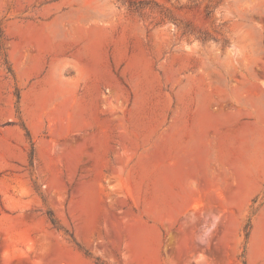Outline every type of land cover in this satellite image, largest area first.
<instances>
[{"label":"rangeland","instance_id":"374dc122","mask_svg":"<svg viewBox=\"0 0 264 264\" xmlns=\"http://www.w3.org/2000/svg\"><path fill=\"white\" fill-rule=\"evenodd\" d=\"M245 260L264 0H0V264Z\"/></svg>","mask_w":264,"mask_h":264},{"label":"trees","instance_id":"16d2710c","mask_svg":"<svg viewBox=\"0 0 264 264\" xmlns=\"http://www.w3.org/2000/svg\"><path fill=\"white\" fill-rule=\"evenodd\" d=\"M50 219H51V221L53 222V224H54L55 226H57V220H56L55 218H53L52 216H50ZM245 264H247L246 260H245Z\"/></svg>","mask_w":264,"mask_h":264}]
</instances>
